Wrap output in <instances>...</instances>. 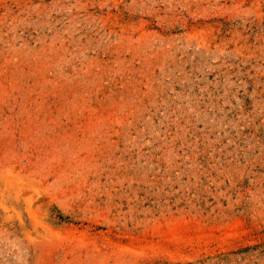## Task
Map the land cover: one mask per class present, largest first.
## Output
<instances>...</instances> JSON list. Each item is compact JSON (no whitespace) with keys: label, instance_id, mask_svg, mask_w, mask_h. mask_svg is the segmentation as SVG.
<instances>
[{"label":"rangeland","instance_id":"374dc122","mask_svg":"<svg viewBox=\"0 0 264 264\" xmlns=\"http://www.w3.org/2000/svg\"><path fill=\"white\" fill-rule=\"evenodd\" d=\"M0 264H264V0H0Z\"/></svg>","mask_w":264,"mask_h":264}]
</instances>
